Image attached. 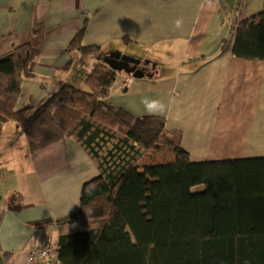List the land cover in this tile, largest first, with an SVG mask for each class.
Segmentation results:
<instances>
[{
  "label": "crops",
  "instance_id": "crops-1",
  "mask_svg": "<svg viewBox=\"0 0 264 264\" xmlns=\"http://www.w3.org/2000/svg\"><path fill=\"white\" fill-rule=\"evenodd\" d=\"M262 11L264 0H0V57L26 42L40 51L34 77L23 82L18 102V107H35L60 84L72 85L90 71L93 57L86 61L67 52L85 26L84 44L97 45L101 57L132 44L134 53L127 56L177 62L174 75L169 65L156 63L151 81L136 79L126 91L120 74L110 96L114 107L142 117L150 116L144 112V97L164 102L166 112L155 116L181 134L182 147L194 162L264 157V62L235 58L231 35L238 21ZM109 45L117 48L103 55ZM132 97L135 103L128 100ZM24 154L13 151L7 158L13 164L1 166L9 177H0V185L7 180L16 184L14 189L4 190L9 183L0 187V247L14 254L13 264H48L29 263V252L55 245V221L80 207L84 184L99 171L72 139L35 154L27 142ZM16 162L23 164L21 171ZM8 190L17 205L1 203V193ZM45 220L53 224L33 227ZM50 257L56 260L55 253Z\"/></svg>",
  "mask_w": 264,
  "mask_h": 264
},
{
  "label": "trees",
  "instance_id": "trees-1",
  "mask_svg": "<svg viewBox=\"0 0 264 264\" xmlns=\"http://www.w3.org/2000/svg\"><path fill=\"white\" fill-rule=\"evenodd\" d=\"M85 29L67 52L96 60L84 78L88 91L62 83L39 105L18 107L40 51L26 42L0 57V132L13 121L31 154L72 139L99 171L84 184L80 207L55 221L56 260H38L264 264V157L194 162L164 117H137L107 103L119 73L100 59L97 45L84 44ZM232 34L235 58L264 62V11L238 21ZM13 259L0 247V264Z\"/></svg>",
  "mask_w": 264,
  "mask_h": 264
},
{
  "label": "rangeland",
  "instance_id": "rangeland-1",
  "mask_svg": "<svg viewBox=\"0 0 264 264\" xmlns=\"http://www.w3.org/2000/svg\"><path fill=\"white\" fill-rule=\"evenodd\" d=\"M119 44H121V43H119ZM122 45V44H121ZM123 47H120V48H118L119 49V51H112V52H110L108 55H110V54H112V53H114V52H119V53H121L122 55H124V56H127V54H130V53H134V48H132V47H134V45H132V44H128L127 46H125V45H122ZM112 48H117V46H106V47H104V49H103V51H102V54L104 55V53H107L108 51H110V49H112ZM124 53H126V54H124ZM75 54H76V56H80V58H83V59H86V61H93V58H91L90 56H87V55H83L82 53H79V52H75ZM107 55V56H108ZM180 57V55L177 57V58H179ZM142 61V60H141ZM145 61H148V59H145ZM145 61L144 62H142V64H144L145 63ZM95 62V61H94ZM94 62H92L91 64L93 65V63ZM153 65H156V63H158L159 64V67L161 66V65H169L170 67H171V69H169V70H171L172 72H173V75H174V73H175V71H176V68H173V66H175L176 64H177V62H151ZM173 65V66H172ZM147 66H149V65H147ZM80 67H81V65H80ZM92 67V66H91ZM150 68H152V67H150ZM82 70V69H81ZM81 72H85V71H81ZM87 73L88 72H85V73H82V74H80L81 76L79 77V75H78V77L77 78H74L73 80H72V82H75L76 83V85H75V83L74 84H72L74 87H76L77 89H80V90H82V91H88V89H87V87H86V85H85V83H84V78H85V76L87 75ZM120 74L121 73H119V76H120ZM70 76V75H69ZM122 77L124 78V80H125V82L126 83H124L123 84V87H124V91H126V89L131 85V82H134V80H136L132 75H128V74H124V75H122ZM134 78V79H133ZM80 80H82L81 82H79ZM119 80V79H118ZM138 80V79H137ZM144 80H147V81H151V79H145L144 78ZM117 82H119V81H117ZM123 96V95H122ZM113 97H110V98H108V99H106L105 101L108 103H110L111 105H113L112 104V102H113V99H112ZM130 102H133V103H135V98L134 97H132V98H130V99H128ZM116 101V103L118 104L119 102V100L118 99H116L115 100ZM129 103V102H128ZM116 107V106H115ZM116 108H118V107H116ZM133 108V107H132ZM127 111V110H126ZM129 112V111H128ZM3 127H4V130L2 131V132H0V161H1V163H0V177L2 178L3 177V179H5L6 180V178L8 179V175L9 174H6V170L7 169H5V168H2L1 166L4 164V166L5 165H12L13 164V161H10V160H8L7 158L13 153V151H14V155L15 156H17V155H19V156H21V157H23V156H25V154H24V151L26 150V147H27V139H26V137L24 136V135H22V136H18V137H16L15 136V123L13 122V121H8V122H6L4 125H3ZM210 162H217V161H210ZM18 165H19V163L18 162H16ZM23 164H20L19 166H20V171H21V166H22ZM2 168V169H1ZM19 179H21V178H19ZM8 183H9V185H8ZM6 184L8 185V186H6ZM16 184V181H11L10 180V182H8V180H7V183H3L2 185H0V187H2V190H3V187H5L6 186V188H4V190H6V189H8V187L9 188H12V186H14ZM12 189H14V188H12ZM3 192V191H2ZM11 191L10 190H8V192L7 191H5L4 193H1V195H4L3 197H2V200L3 201H5V202H1V203H4L5 205H12V203H14V205H17L16 203H17V201H18V199H16V197H14V196H12V195H10L9 196V193H10ZM18 193V192H17Z\"/></svg>",
  "mask_w": 264,
  "mask_h": 264
},
{
  "label": "water",
  "instance_id": "water-1",
  "mask_svg": "<svg viewBox=\"0 0 264 264\" xmlns=\"http://www.w3.org/2000/svg\"><path fill=\"white\" fill-rule=\"evenodd\" d=\"M103 62L108 65L112 70L118 73H125L132 75L135 79H144L146 77L145 73L138 69L142 64V61L130 56H124L119 52H114L103 58ZM145 65H151L152 69L155 70V65L151 62H145ZM149 77H152L149 76Z\"/></svg>",
  "mask_w": 264,
  "mask_h": 264
},
{
  "label": "clouds",
  "instance_id": "clouds-1",
  "mask_svg": "<svg viewBox=\"0 0 264 264\" xmlns=\"http://www.w3.org/2000/svg\"><path fill=\"white\" fill-rule=\"evenodd\" d=\"M180 25L181 21H176V26ZM141 102L144 105V112L148 115H163L166 112V105L161 100L144 97Z\"/></svg>",
  "mask_w": 264,
  "mask_h": 264
},
{
  "label": "built area",
  "instance_id": "built-area-1",
  "mask_svg": "<svg viewBox=\"0 0 264 264\" xmlns=\"http://www.w3.org/2000/svg\"><path fill=\"white\" fill-rule=\"evenodd\" d=\"M200 1H208V2L215 4V3L219 2L220 0H200ZM52 253H54V249L51 245H44V246L39 247V248H34L29 252L28 262L34 263L40 258L46 259V258L50 257Z\"/></svg>",
  "mask_w": 264,
  "mask_h": 264
},
{
  "label": "flooded vegetation",
  "instance_id": "flooded-vegetation-1",
  "mask_svg": "<svg viewBox=\"0 0 264 264\" xmlns=\"http://www.w3.org/2000/svg\"><path fill=\"white\" fill-rule=\"evenodd\" d=\"M103 58L104 57H101L100 59L103 61ZM150 67H152L151 65H149V66H147V65H145V64H141L139 67H138V69H140V70H142L144 73H145V75H146V77L145 78H149V76H153V73H154V70L152 69V68H150ZM125 73H121V75H124Z\"/></svg>",
  "mask_w": 264,
  "mask_h": 264
}]
</instances>
